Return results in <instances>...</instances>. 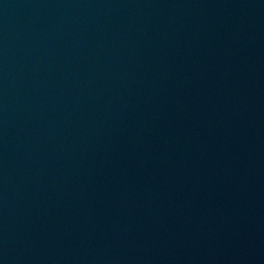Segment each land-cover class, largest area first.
Returning <instances> with one entry per match:
<instances>
[{
    "label": "water",
    "instance_id": "1",
    "mask_svg": "<svg viewBox=\"0 0 264 264\" xmlns=\"http://www.w3.org/2000/svg\"><path fill=\"white\" fill-rule=\"evenodd\" d=\"M0 264H264V0H0Z\"/></svg>",
    "mask_w": 264,
    "mask_h": 264
}]
</instances>
